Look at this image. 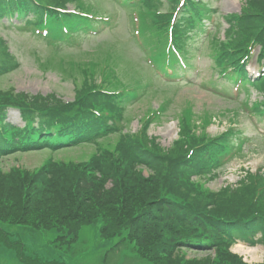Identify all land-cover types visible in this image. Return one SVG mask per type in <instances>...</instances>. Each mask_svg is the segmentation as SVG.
Wrapping results in <instances>:
<instances>
[{"label": "trees", "instance_id": "1", "mask_svg": "<svg viewBox=\"0 0 264 264\" xmlns=\"http://www.w3.org/2000/svg\"><path fill=\"white\" fill-rule=\"evenodd\" d=\"M33 1L35 0H20L18 5L20 12L22 13L31 5L33 6L35 4ZM66 2L67 0H40L41 6L38 9L36 6V9L37 12H43L45 5L54 3L55 7H62L66 5ZM144 2L146 4L145 13L150 14L155 21H159L161 17L156 16L155 13L161 2H153V0H144ZM77 4L83 10L87 9V5L89 6L83 0H78ZM253 6L264 16V0H253L246 11ZM49 11L55 21L50 24L55 30H59L58 13ZM66 17L74 25L77 22L75 15H66ZM79 19L80 17H78ZM241 32L250 34L242 28ZM155 49H160V47L154 46L153 52ZM109 57H111V53L108 52L106 60ZM57 58L56 54H51L44 60L38 59L37 61L44 68L53 65V63L59 65V61H63L65 64L64 58L59 60ZM72 64L70 62V65ZM52 68L55 67L52 66ZM3 69L6 68L3 67ZM82 98L89 99V102L100 107L106 100L104 95L99 97L84 95ZM56 101L54 95L32 96L25 92H16L13 87L0 88V158L17 151L42 149L47 145H55L57 142L80 143L82 139L79 137L82 134L91 136L87 132L92 125L89 117L93 114L83 111V115H74L75 117L68 121L60 116V108ZM79 102L80 99L75 107L79 105ZM106 102L111 103V100L108 99ZM81 105L84 104L81 103ZM10 106L21 110L26 121L24 126L3 122L6 108ZM53 130L58 134H49ZM66 132L69 134H65ZM116 152H120L121 157L112 159L113 154L104 150L101 155H93L86 162L50 161L33 171L22 170L16 166H12L11 170L7 171L0 166V243H6L5 251L15 253L25 245L21 237L14 239L16 233L23 231V227L31 230L47 229L53 228L56 223L63 225V230L71 237L78 233L82 224L87 223L85 222L87 217L91 218L94 202L103 201L107 207H111L112 204L115 206L121 202L131 201L132 199L129 197L123 196L124 191H130L127 185L123 188V180L127 170L133 174L129 165L134 162L125 158L126 150L117 148ZM160 152L162 153L161 150ZM82 171L86 174L82 175ZM97 171L101 173L96 175ZM108 179L114 181L116 188L104 189ZM149 184L153 183L149 182ZM113 191L114 193H112ZM235 197L239 205L243 207L246 202L251 200V193H238ZM154 210L156 211V209ZM47 214L53 217L49 222L44 220V216ZM128 224L129 222L125 225L121 221L117 223L115 230L118 231L124 226L128 229ZM17 226L23 227L16 229ZM60 242L61 246L67 244L64 240H60ZM0 264L4 263L0 260ZM236 264H240V262L236 261Z\"/></svg>", "mask_w": 264, "mask_h": 264}, {"label": "rangeland", "instance_id": "2", "mask_svg": "<svg viewBox=\"0 0 264 264\" xmlns=\"http://www.w3.org/2000/svg\"><path fill=\"white\" fill-rule=\"evenodd\" d=\"M211 1L213 2V7L217 8L221 13L238 12L240 11L242 6V0ZM116 14L117 19L119 18L116 31L118 32V34L126 33L127 35L125 37H129V35H131V32L126 29V15L121 7L117 6ZM20 23L21 19L15 20L16 25H19ZM108 31L109 32H107L106 28L95 35L93 34V36L95 37L93 40V37L89 36L88 38H83L79 44L78 42L75 43L74 46L64 45V52H79L85 50L93 46V43H95L96 40L101 39L105 36L111 37V28ZM0 35H8L9 37L14 38L11 45V50L14 54L19 56L21 60V66L17 70L0 78V88L7 89L9 87H13L17 92H28L32 94H47L50 92H56L65 100H72L74 98V86L71 79L69 80L61 78L59 74L60 71L57 72V70L55 69L43 71L34 56L30 54L32 50H36L41 56L48 54V49L45 47V41L36 39L33 34H30L27 31H21L20 29L18 32V30L16 29H11L10 31H8L0 28ZM135 47L136 51L139 52L138 47L136 45ZM205 61L206 59H203L201 61V72L194 79L195 82L193 84H186L184 86H181L177 90L173 87H169L171 90H167L165 94H160L156 98L149 99V102L147 98H144V100L136 101L134 103L133 107H135V109L138 107L147 108V104H151L154 108H157L159 103L165 96H169L171 98V105L169 106L167 115L164 116L161 123L156 124L155 127H152L150 129V132H163L161 135L164 139L172 137L170 128L177 123V119L174 116L189 101L195 107V110L199 112H202L203 108L218 110L220 107H225L227 105L231 106L234 104L228 99L227 101L224 100V102H221V100L217 98V96L214 95L213 92H210V90H207L205 87H203V81H205L211 73V70L205 64ZM251 67L253 70L256 69L255 64H252ZM158 84L164 83L159 82ZM161 87L165 88L166 86ZM141 114L142 113H140V115ZM9 119L18 124H23L18 116V111H10ZM242 120L244 119L242 118ZM136 121L137 120L133 121L132 125H137ZM247 122L252 125L251 121ZM258 124L260 127L258 129L259 133L264 134V122L258 121ZM210 130L213 133L216 132L211 127ZM251 130V134H254L255 130L252 127ZM166 132H168L169 134L165 135L164 133ZM175 134L176 131H174V135ZM253 142H251L249 145L252 146V148H257V150L253 149L250 153V157L247 160H245V158L234 159L227 168H234L235 166L243 164H248L253 169H257L261 166L264 168V144L262 146L261 143L255 140ZM91 149V146L85 145L84 147L57 152H52L45 149H34L26 152H16L1 157L0 166H2L3 169L7 171H10L12 166L19 167L22 170L33 171L47 164L45 162L49 159H54L55 161L56 159L75 161L86 159L89 156ZM225 172L226 171H223L222 175L219 178L211 181L209 184L213 188L219 187L220 180L225 176ZM51 219H53V217L49 214L44 216V220L47 222H49ZM99 224L100 223H98L97 225L89 226L82 231L78 242V247L84 251V254L79 255L78 257L73 259L69 258L68 252L59 254L55 249L51 247L52 241L57 235V231L55 228L52 230L48 229V231L42 232H31L29 229H26L23 226H17L16 229L23 227L24 233L21 237L27 243L28 252L36 254L41 258L39 260H36L35 264H43L44 260L47 259H51V261L60 264H121L123 258L126 259L127 264H139L135 259H133V257L127 255L120 249H116L115 251V253L118 254L117 256L111 255V260L106 261V254L111 248L113 242L110 240H105L99 236ZM263 252V248L258 245L256 247H253V249L247 252L246 255L253 262V264H256L257 262H260ZM211 254V251L189 252V255L192 258L198 260L200 263H204L207 259H209L210 257L208 255ZM0 260L11 264H18L15 253L6 252L3 247H0Z\"/></svg>", "mask_w": 264, "mask_h": 264}]
</instances>
